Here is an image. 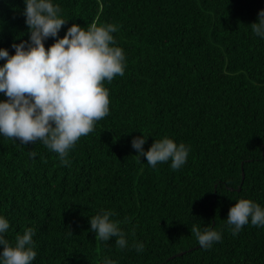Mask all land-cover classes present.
Instances as JSON below:
<instances>
[{"label": "trees", "instance_id": "1", "mask_svg": "<svg viewBox=\"0 0 264 264\" xmlns=\"http://www.w3.org/2000/svg\"><path fill=\"white\" fill-rule=\"evenodd\" d=\"M52 3L67 21L59 38L73 24L116 25L125 72L104 81L109 114L69 150L68 165L39 141L0 135L5 238L14 245L33 228L32 264H264V226L249 219L233 235L227 224L241 198L264 208V37L251 28L264 0ZM25 7V0H0V49L10 55L13 43L30 37ZM54 43L47 39L46 49ZM143 135L145 151L166 136L184 143L186 163L153 168L131 144ZM102 209L114 213L127 248L96 240L89 220ZM193 225L220 232L221 241L204 250Z\"/></svg>", "mask_w": 264, "mask_h": 264}, {"label": "clouds", "instance_id": "2", "mask_svg": "<svg viewBox=\"0 0 264 264\" xmlns=\"http://www.w3.org/2000/svg\"><path fill=\"white\" fill-rule=\"evenodd\" d=\"M23 15L30 37L19 44L13 43L14 55L0 49V135L18 140L21 144L41 142L58 154L61 162L69 164L66 157L77 141L94 130L95 123L109 114V90L104 81L111 83L125 72V54L115 46L114 24L93 21L86 29L73 24L63 38L59 32L67 21L60 18L61 8L52 0H25ZM254 34L264 37V9L258 13V22L252 23ZM55 39L46 49L45 41ZM147 137L137 136L131 141L138 155L146 158L155 168L158 163L171 161L173 170L180 169L187 160L189 148L164 137L152 143L145 151ZM31 158L36 152L29 153ZM112 211L101 210L91 216V231L97 241L115 238L119 249L128 247L126 233L118 222L110 219ZM264 226V208L250 199H239L228 212L227 224L237 235L249 223ZM9 222L0 216V261L2 264H32L36 257L33 245L34 229L27 228L15 237L14 245L5 238ZM191 233L204 249L222 239L221 233L211 228L193 225ZM137 252L143 243L132 245ZM102 264H115L105 258Z\"/></svg>", "mask_w": 264, "mask_h": 264}, {"label": "water", "instance_id": "3", "mask_svg": "<svg viewBox=\"0 0 264 264\" xmlns=\"http://www.w3.org/2000/svg\"><path fill=\"white\" fill-rule=\"evenodd\" d=\"M244 172H243V178H244ZM182 253H184V251L183 252H180V253H178V255H180V254H182ZM172 257V256H171ZM171 257H169V258H171Z\"/></svg>", "mask_w": 264, "mask_h": 264}]
</instances>
